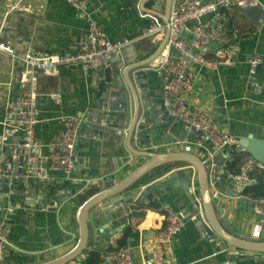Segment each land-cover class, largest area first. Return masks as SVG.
<instances>
[{
  "label": "crops",
  "instance_id": "1",
  "mask_svg": "<svg viewBox=\"0 0 264 264\" xmlns=\"http://www.w3.org/2000/svg\"><path fill=\"white\" fill-rule=\"evenodd\" d=\"M256 2L264 6V0ZM16 4L21 5V9ZM163 10V0H90L85 11L75 9L65 0H0V40L13 49L12 54L0 50V135L7 127L4 122L6 104L17 96L22 86L19 78L26 68L23 55L27 50L48 51L62 56L75 53L78 39L87 33L88 18L101 27L108 40L123 43L119 52L110 59V69L106 70L110 77L108 82L99 80L100 70L85 73L80 65L59 66L50 73L37 72L38 122L35 136L42 143L43 153H47L46 144L61 129L63 118L77 115L84 119L86 114L92 113L103 102L108 92L107 85L114 80L116 67L122 70L126 66L142 64L154 53L165 33L149 35L147 28L152 17L162 20L160 14ZM228 17L230 29L238 35L232 47L233 63L216 68L195 66L193 88L185 96V101L190 108L197 106L208 109L217 125L237 140L247 136L264 140L263 78L258 82V91L248 87L252 61L259 58L261 64L264 62V20L253 22L239 7H233ZM192 26L193 22L188 23L189 28ZM183 35L189 37L190 31H185ZM146 71L148 82L143 86L148 88L149 96L159 95L155 99L163 102L157 68L152 66ZM118 80L120 89L125 92L120 73ZM126 103L131 108L128 93ZM182 127H186L184 123L176 125L175 130H179V133L173 140L150 143L146 151L167 153L186 151L191 147L195 155L207 159L208 149L193 142L198 134L183 130L185 137L178 139L182 136ZM81 132L82 136L76 142L75 170L69 174L52 171V180L46 184L29 182L30 185L37 183L40 188L46 185L45 192L35 187L32 191L34 199H61L55 211L50 210L52 207L48 204H45V208L31 203L18 205L17 194H9L7 200L13 203L12 211L6 214L10 244L0 264H39L66 254L78 238L76 212L79 206L112 182L125 178L149 159L138 143L133 144L136 148L129 144L134 152L130 153L125 142L117 143L113 139H99L88 134L84 122ZM21 134L18 131L8 137L13 149ZM238 153L242 157L241 170H247L251 156L243 150H238ZM42 163L44 167L48 166L46 159ZM157 168L161 169L152 174ZM185 171L190 173V194L181 185H176ZM171 172L175 176L171 178L170 189L160 191V197H157L153 193L152 182L165 176L168 178ZM225 176L228 175L225 173ZM81 184V190H77L76 187ZM143 188L149 189L150 193L140 197ZM134 191L137 193L131 202H122L123 210L113 212L112 218L105 216L103 211L106 207L98 208L100 226L110 228L111 233H101L97 245L94 239L90 241L88 247L69 264H105L101 260L103 251L121 245L129 246L136 262H142L153 251H165V244L158 242L156 235L164 224L166 208L183 212L185 219L179 232L172 238V252L163 264H227L231 260L228 254L235 251L239 254L243 252L245 256L233 258L234 264H257L264 259V254L236 250L225 242L218 244L206 235L194 218L199 215L205 222L197 173L188 162L175 160L158 165L129 185L122 194ZM210 192L215 211L221 214L232 232L252 238L259 236H256V232H261L263 228L258 218L261 212L239 206L240 197L235 195L234 184L233 189L228 186L220 189L212 183ZM247 199L255 204L264 203ZM136 203L140 205L136 211L141 215L130 216V206ZM92 214L90 219H93ZM90 259L96 261L90 263Z\"/></svg>",
  "mask_w": 264,
  "mask_h": 264
},
{
  "label": "built area",
  "instance_id": "2",
  "mask_svg": "<svg viewBox=\"0 0 264 264\" xmlns=\"http://www.w3.org/2000/svg\"><path fill=\"white\" fill-rule=\"evenodd\" d=\"M65 1L79 11H85L90 0ZM256 3V0H172L168 23L152 17V22L147 28L149 35H163L167 29L169 30L165 48L153 61V67L161 73L162 100L165 109L171 117L182 121L187 128L194 127L199 132L193 142L199 147L208 149L207 170L210 184L218 179L219 170L222 168L230 178L234 179V187L239 197H244L243 189L253 183L254 178L249 177L247 170H241L236 174L227 171L225 160L231 157L230 153L223 158L222 165L215 158L216 153H221L227 147L236 150L238 140L217 125L208 109L197 106L190 108L185 101V96L193 88L195 66L216 68L233 63L232 47L238 36L228 27V13L233 7L244 9ZM16 7L21 9L19 4H16ZM206 16L209 18L206 19ZM191 22L193 26L189 28L188 23ZM181 30L190 31V36L181 34ZM122 45V42L108 40L101 27L88 18L87 33L78 39V50L75 53L62 56L48 51L27 50L23 55L26 68L19 78L22 86L17 96L6 104L4 122L7 127L0 135V144L5 143L13 133L22 132L15 145L16 148H20V154L23 155L22 170L11 173L10 179L21 177L28 180L24 185L25 192L29 191L31 181L43 184L51 181L50 172L52 171L69 174L75 170L76 142L82 136V116L65 117L62 119L61 129L47 142V153H43L42 143L35 136V126L38 122L37 72L40 70L42 73H50L59 66L80 65L85 73L95 69L100 70L99 80L108 82L106 70L110 69V59L113 54L119 52ZM0 50L9 54L13 53V49L1 40ZM259 63V58L252 61L251 72ZM233 144L235 148L232 147ZM44 159L48 161L47 167L43 166ZM249 164V168L255 164L259 169H264V163L256 160L252 159ZM11 183L10 180L8 185ZM12 204L10 200L4 204L0 203V261L4 259V251L10 244V227L6 214L1 211L12 210ZM164 214L165 221L157 232L156 240L165 244V251H153L142 262H136L129 246L121 245L104 250L101 254L103 263H165L166 257L172 252L170 247L172 238L183 226L185 214L170 208H166ZM241 254L243 252L238 256ZM234 262L235 259H231L227 261V264H234Z\"/></svg>",
  "mask_w": 264,
  "mask_h": 264
},
{
  "label": "water",
  "instance_id": "3",
  "mask_svg": "<svg viewBox=\"0 0 264 264\" xmlns=\"http://www.w3.org/2000/svg\"><path fill=\"white\" fill-rule=\"evenodd\" d=\"M144 1L146 0H143V2ZM163 2L164 10L160 16L163 22L168 23L172 0H163ZM244 14L248 19L257 23L264 20V6L260 3L247 6L244 8ZM168 34L169 30L167 29L157 49L151 56L146 58L145 62L142 64L126 66L122 70L116 67L114 80L107 85L108 92L102 99L103 102L98 104L92 113L86 114L83 119L84 127L88 134L93 137H98L99 139H113L117 143L125 142L130 153L134 152L130 149L129 144L133 145L138 143L139 146L143 147L145 151L144 155L148 156L149 159L119 182L114 183L111 181L112 183L110 182L111 185L109 187L93 194L85 200L76 212L78 238L75 245L66 254L39 264H69L88 247L90 241L94 239V244L97 245V242L101 240V233H111L110 228L104 229L100 226V211L98 208L106 207L103 211L105 216L112 218L113 212H121L123 210L122 202H131V199L137 193L134 191L128 194H122L129 185L133 184L144 173L156 166L175 160L188 162L197 173L205 222H203L199 215L194 218L199 221L206 235L216 243L220 244L221 242H225L236 250L264 254V203L259 204L258 207L255 208L253 201H246L244 198L239 199V206L251 211L258 209L261 212L258 218L263 228L261 232H256V236L259 235L257 238L245 236L236 231L232 232V228L225 223L221 214L215 211L213 205L210 192L211 184L209 182L207 170L208 158H199L193 153L191 147L187 148L186 151L167 153L146 151L150 143L162 140H173L176 134L179 133V130H175L176 125H183L182 121L171 117L167 110L163 109V102L155 99L159 97V95L156 97L155 95L153 97L149 96L148 88L143 86V84L148 82L146 70L153 66V61L165 48ZM181 34H184L183 30H181ZM172 52L174 53V50H172ZM262 68H264V62L253 67V71L250 73L251 76L248 79L249 89L258 91L260 88L258 82L261 78L264 80ZM39 72L42 73L40 70ZM119 73L123 76V83L126 88L125 92L128 93L132 101L131 108L126 103L127 93L120 89L121 83L118 80ZM160 74L161 73L158 71L159 76ZM183 130H186L190 134L199 133L194 127H182L180 129L182 136H179L178 139L185 137L186 134L183 133ZM21 142L22 141H20V143ZM11 145V142L9 143L8 140L0 144V175H2L0 178V203L4 204L8 201L7 198H9V193L14 192L17 194L19 200L18 205L22 203L24 206L31 203L45 208V204H48L50 208L52 207L50 210L55 211L61 200L59 197H43L41 200H36L32 196V191L35 187L45 192L46 185H44V188H40L37 187V183H33L28 187L29 191L25 192L24 185L27 184L28 180L21 177L10 179V174L20 172L22 170L21 165L23 164V155L20 154V148L13 149ZM239 149L247 152L256 161L264 163V140H258L251 136L239 138L236 150ZM232 152L233 150L227 147L221 153H216L215 158L220 165H222L223 158L229 153L232 154ZM173 176H175V173L171 172V174L167 176L168 178L165 176L152 182L153 193H156L157 197H160V191H168L170 189V184L172 183L171 178ZM189 178V171H185L183 177H180V181L176 185H181L185 191L190 194ZM10 180L12 183L8 185ZM233 184L234 179L225 176L224 170L220 168L219 177L213 182V186L220 189L228 186V188L233 189ZM81 188L82 184L80 187H76L77 190H81ZM66 191V195H68L69 190L67 189ZM146 193H150V190L143 188L139 196L145 197ZM231 193H233L232 190ZM235 195L237 194L235 193ZM11 211L2 210L1 213L10 214ZM91 214L93 219H90ZM244 244L249 245L245 246ZM238 254L239 252L235 251L228 255L230 259H233L236 258ZM241 256H245V254L243 253ZM257 264H264V259Z\"/></svg>",
  "mask_w": 264,
  "mask_h": 264
},
{
  "label": "trees",
  "instance_id": "4",
  "mask_svg": "<svg viewBox=\"0 0 264 264\" xmlns=\"http://www.w3.org/2000/svg\"><path fill=\"white\" fill-rule=\"evenodd\" d=\"M228 22H229V17H228ZM228 27H229V25H228ZM229 29H230V27H229ZM230 31L235 32L231 29H230ZM107 76H108V78H110L109 75H107ZM229 158H230V160H227ZM229 158H227L225 160V163H226L225 166H226L227 171H229L232 174L239 173L242 169L241 166L243 165V163H242V157H241L240 153H238V150H233L231 157H229ZM160 169L161 168H157L156 170L152 171L151 173L154 174V173L158 172ZM151 173H149V174H151ZM247 174L249 175V177L254 178V182L245 186V188L242 191V194L247 196L249 199H253L257 202H260V201L264 202V169H259L257 166H255V164H253L250 168L247 169ZM130 207H131V213L129 214L130 216L141 215L140 213H138L136 211L140 207L139 203L133 204ZM92 255L96 256L93 253H92ZM90 260H91L90 263L96 261V259H94V260L90 259Z\"/></svg>",
  "mask_w": 264,
  "mask_h": 264
},
{
  "label": "clouds",
  "instance_id": "5",
  "mask_svg": "<svg viewBox=\"0 0 264 264\" xmlns=\"http://www.w3.org/2000/svg\"><path fill=\"white\" fill-rule=\"evenodd\" d=\"M237 196H238V195H237ZM243 196H244V197H240V198H244L246 201H248L247 197H246L245 195H243ZM238 197H239V196H238ZM254 205H255V208H256V207H258L259 204H255V203H254ZM257 210H258V209H257ZM258 211H259V210H258Z\"/></svg>",
  "mask_w": 264,
  "mask_h": 264
},
{
  "label": "rangeland",
  "instance_id": "6",
  "mask_svg": "<svg viewBox=\"0 0 264 264\" xmlns=\"http://www.w3.org/2000/svg\"><path fill=\"white\" fill-rule=\"evenodd\" d=\"M249 157H250V155H249ZM251 158H252L253 160H255L252 156H251Z\"/></svg>",
  "mask_w": 264,
  "mask_h": 264
},
{
  "label": "bare ground",
  "instance_id": "7",
  "mask_svg": "<svg viewBox=\"0 0 264 264\" xmlns=\"http://www.w3.org/2000/svg\"><path fill=\"white\" fill-rule=\"evenodd\" d=\"M242 245H243V244H242ZM244 245L246 246V245H249V244H244ZM250 247H251V246H250Z\"/></svg>",
  "mask_w": 264,
  "mask_h": 264
}]
</instances>
